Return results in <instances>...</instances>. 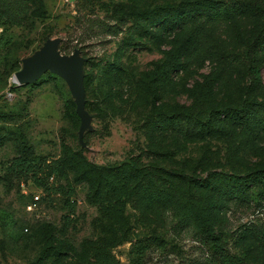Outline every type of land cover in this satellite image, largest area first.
<instances>
[{
	"label": "rangeland",
	"instance_id": "obj_1",
	"mask_svg": "<svg viewBox=\"0 0 264 264\" xmlns=\"http://www.w3.org/2000/svg\"><path fill=\"white\" fill-rule=\"evenodd\" d=\"M42 1L44 17L0 27V264H219L220 250L262 264L264 183L251 188L250 199L216 210L219 193L190 177L216 181L264 169V129L251 136L264 118V46L253 45L264 0H240L260 12L217 23L189 9L237 0ZM179 6L189 8L183 18L151 24L141 17ZM198 25L196 42L182 52L180 42ZM55 38L62 54L80 49L87 59L93 128L86 148L64 79L47 72L29 86L13 83L23 59ZM254 59L261 84L251 76ZM224 108H240L250 119L215 116ZM64 146L82 159L79 169L66 163ZM21 156L42 167L41 184L9 170ZM132 167L137 176L109 172ZM185 207L217 213L214 234L183 223Z\"/></svg>",
	"mask_w": 264,
	"mask_h": 264
},
{
	"label": "trees",
	"instance_id": "obj_2",
	"mask_svg": "<svg viewBox=\"0 0 264 264\" xmlns=\"http://www.w3.org/2000/svg\"><path fill=\"white\" fill-rule=\"evenodd\" d=\"M37 4L38 8L31 10L30 4ZM187 9L179 6L177 8H156L151 10H145L142 12V19L148 23L156 24L167 20L168 18H183L187 14ZM190 12L196 17L197 14L204 11L205 21L208 23H217L226 18L233 17L234 15L247 14L260 12V8L257 5L249 2L237 0L235 2H223V1H208L197 2V9H189ZM30 16L39 18L45 16L42 0H0V27L7 26H21ZM201 25L196 26L191 34L183 39L181 44V51L188 52L197 40L198 35L201 32ZM254 46L262 48L264 46V21L260 27V33L254 40ZM251 76L256 84L262 83V67L259 59H254L250 63ZM212 80L211 76L205 78V82L200 87V92L203 93L206 86ZM86 87V85H85ZM76 116V115H75ZM215 116L224 117L232 122L243 124L250 119V115L245 113L242 109L237 108H224L215 112ZM264 129V118L259 119L256 125L251 131V136H256L257 133ZM5 138L0 136V146L5 142ZM64 159L66 163L74 168L79 169L82 164V159L72 152L68 146L63 147ZM12 173L18 175L33 174L35 181L38 184L42 183V177H38V173L43 172L42 167L37 168L33 159L27 157L15 158L9 167ZM56 172V171H55ZM110 173L119 175L121 173H127L131 176H137L135 169L121 170L119 168L110 169ZM55 174V173H51ZM50 174V175H51ZM195 186L209 187L217 191L220 195V203L214 206V209L219 210L224 207V203L229 200H247L252 197L251 188L264 183V169L255 170L245 175L228 174L222 175L216 181L211 178H196L190 177ZM264 186V184H263ZM160 194L147 197L149 203H153L155 199L159 200ZM146 199V197H145ZM70 210L72 206L70 205ZM183 223H195L199 227L206 230V232L214 234L215 222L218 220L219 215L214 213L213 215L206 214L200 210H192L190 207L183 209ZM219 252V264H243L239 257L232 255L231 253L220 250ZM264 264V262L262 263Z\"/></svg>",
	"mask_w": 264,
	"mask_h": 264
},
{
	"label": "water",
	"instance_id": "obj_3",
	"mask_svg": "<svg viewBox=\"0 0 264 264\" xmlns=\"http://www.w3.org/2000/svg\"><path fill=\"white\" fill-rule=\"evenodd\" d=\"M60 38L50 39L33 55L23 59V67L13 76L16 86H29L36 83L44 74L51 72L64 79L76 104V113L81 119L78 140L83 148L87 147L84 140L87 131L92 130V116L86 109V87L84 83V65L87 59L75 49L70 55L59 50Z\"/></svg>",
	"mask_w": 264,
	"mask_h": 264
},
{
	"label": "built area",
	"instance_id": "obj_4",
	"mask_svg": "<svg viewBox=\"0 0 264 264\" xmlns=\"http://www.w3.org/2000/svg\"><path fill=\"white\" fill-rule=\"evenodd\" d=\"M40 196H35V201H39Z\"/></svg>",
	"mask_w": 264,
	"mask_h": 264
},
{
	"label": "bare ground",
	"instance_id": "obj_5",
	"mask_svg": "<svg viewBox=\"0 0 264 264\" xmlns=\"http://www.w3.org/2000/svg\"><path fill=\"white\" fill-rule=\"evenodd\" d=\"M13 83H14V80H13Z\"/></svg>",
	"mask_w": 264,
	"mask_h": 264
}]
</instances>
